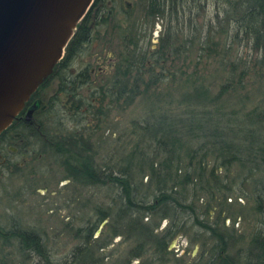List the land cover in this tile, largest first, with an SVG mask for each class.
<instances>
[{"label":"trees","instance_id":"1","mask_svg":"<svg viewBox=\"0 0 264 264\" xmlns=\"http://www.w3.org/2000/svg\"><path fill=\"white\" fill-rule=\"evenodd\" d=\"M138 1L145 17L151 22L167 13L169 23L173 17L179 23L178 12H185L186 9L192 12L202 8L204 2L213 3L215 24L211 21L198 24L197 64L204 57H209V33L223 20L224 35L229 44L244 41L252 53L241 66L235 61L230 62V74L214 94L206 83V77L203 73L199 74L196 67L188 71L190 65H183L185 68L178 70L174 63L181 54H184L185 63L186 53L194 46V38L177 43L169 24L167 33L159 38L156 47L145 52L135 47L137 44L133 37L136 33L133 35L127 30L119 34L124 40V49L110 75L96 85L82 75L70 79L72 62L81 50L86 49L92 37L93 30L89 28L92 10L97 7L103 13L98 15L94 26L109 19L105 11L108 0H93L77 24L62 59L31 95L28 108L36 105L31 114L32 122L22 124L14 121L6 132L18 126L20 151L34 142L40 143L43 151L51 150L60 159L67 177L76 184L110 189L111 205L104 208L95 206L96 222H88L76 229L75 236L82 240L63 259L51 257L40 236L18 227V223L8 228L0 226V241L16 245L18 257L22 258L19 264H30L27 260L32 257L38 258L34 264H105L96 254V248L102 247V244L97 246L92 239L97 225L110 218V222L117 225L111 224L112 235L127 232V237L132 233L136 236V244L129 248L122 264H130L136 259L138 264H172L169 263L168 243L191 221L192 226L207 234L210 240L203 238L201 233L199 237H202L200 243L203 248L198 257L189 263L176 259L173 264H264V0ZM188 40L191 44H186ZM221 57V65L226 69L228 64ZM53 77L58 79V87L41 105L43 89ZM247 77L255 80L249 82ZM165 81H181L183 91L178 98L181 112L171 107L173 102L169 93L156 96L164 104L156 106L152 103L153 108L145 117L133 121L136 140H133L128 153L115 162L110 159L112 164L108 162L99 166L92 154L91 119L98 123L108 115L110 108L127 107L138 96L147 97L151 90L155 91ZM255 81L263 87L257 104L246 112H242L243 107L230 110L227 97L236 95L244 83L255 84ZM88 87L90 98L84 97L81 92ZM63 96L68 106L66 115L64 110L61 112ZM80 113L84 116L81 117ZM39 115L46 116V119L52 115L58 122L76 116L80 126L65 133L58 128L50 134L40 120L35 121ZM11 162L7 160L5 165H14ZM146 176L148 181L144 183L142 179ZM246 181H250L251 191L248 194L254 213L259 216L260 226L245 248L238 247L232 252L230 250L238 239L235 230L228 231L224 226L222 215L227 208L222 203L233 195L237 184ZM237 197L247 195L238 193ZM204 198L208 202L206 210L214 204L219 207L215 210L213 221L201 220L197 214L195 201ZM148 214L158 219L154 222L156 226L160 220L169 219L163 232L157 235L154 228L143 222ZM199 237L196 239L199 240ZM148 241L150 248L145 246ZM149 251L150 258L143 257ZM0 264L12 263L0 258Z\"/></svg>","mask_w":264,"mask_h":264},{"label":"rangeland","instance_id":"2","mask_svg":"<svg viewBox=\"0 0 264 264\" xmlns=\"http://www.w3.org/2000/svg\"><path fill=\"white\" fill-rule=\"evenodd\" d=\"M202 8H197L195 11L178 12L179 23L174 19L169 23L168 14L155 18L153 22L145 17V12L138 0H108L105 8L108 16L105 23L94 26L92 29V37L86 49L76 56L71 64V69H77L89 63V66L95 69L96 82L100 80L101 71H110L105 77L111 74L113 69L110 65V59L119 57L124 49L123 39L119 35L127 30L136 36L137 50L150 51L154 49L162 35H165L170 25L171 34L177 37V43L184 42L186 39L194 38V46L186 53L187 59L184 61V54L174 60L176 67L182 70L183 65H190L191 71L196 67L199 74L206 77V83L212 93H217L219 85L229 76L230 62L235 61L238 66L247 58L249 51L248 46L244 41L229 44V40L225 38L224 20L220 26H216L210 31L209 45L211 51L209 57H204L202 62L198 61V24L206 21L216 22V9L213 3L204 2ZM222 17V16H220ZM185 20V21H184ZM91 22V21H89ZM126 29V30H125ZM189 40L186 44L189 43ZM224 46V47H223ZM226 49V50H225ZM218 54V55H217ZM221 55L225 58L228 66L223 68L220 59ZM229 61V63H228ZM224 62V63H225ZM173 63V62H170ZM196 63V65H195ZM100 68V69H99ZM176 68V69H177ZM180 77V76H179ZM104 78V77H103ZM248 78V77H247ZM248 78L249 82L254 80ZM58 79L54 77L49 81L48 86L43 89L44 105L47 98L52 95L55 87L58 85ZM99 82V81H98ZM181 81L178 83L164 82L151 90L147 97L138 96L135 101L127 107L117 108L112 107L107 116H103L101 121L91 119L89 124V134H91L92 154L96 163L101 166L109 162L113 158L115 162L117 158H122L133 145V140H136L133 121L145 117L150 111L152 103L156 106H162L164 102H159L156 96L161 93L169 95L172 99V108L180 113L181 107L178 98L182 88ZM263 87L255 81V84L244 83V87L236 91V95L227 97L228 108L238 109L243 107L242 112L251 110L261 98ZM90 88L81 90L84 97L90 98ZM169 93V94H168ZM172 94V95H171ZM167 96V98L169 99ZM239 99L241 101H239ZM64 102L61 107V112L64 110L67 113L68 106L66 105L65 96L61 97ZM37 105L40 103L37 102ZM84 116V113H80ZM41 121L42 127L54 134L56 129L62 130V133L78 129L80 126L77 122V117L70 116L69 118L56 121L54 116H37L35 121ZM59 123H62L60 126ZM54 132V133H53ZM130 141V144H127ZM117 151V152H116ZM7 154L5 150L0 156V226L9 227L18 223V227L32 231L40 236L43 246L47 248L51 257L54 259H63L65 255L81 242V238L75 236V231L78 227L84 224L94 223L97 220L95 206L103 208L111 205L110 189L107 187L96 186H81L76 184L71 178L67 177L64 167L60 163V159L52 154V151H46L41 148L40 143L34 142L33 145L9 155L11 163L14 165L6 166L4 160ZM8 155V154H7ZM5 157V159H3ZM109 164H112L111 161ZM233 173H231L232 175ZM143 182L148 181L147 176L143 177ZM250 181L242 184H237L233 195L227 197L226 203H222L227 208L226 213H223L224 226L231 231L235 230V237L238 239L235 242L234 248L230 251H235L236 248H245L253 232L259 228V216L254 213V205L248 193L251 191ZM147 186V185H146ZM144 186V187H146ZM238 193H244L247 197H237ZM206 199L195 201L197 206V214L201 220L213 221L215 210L219 207H208L206 210ZM215 203V202H213ZM155 220V221H154ZM158 219L148 214L143 222L154 228L155 234L163 232L169 224V219L160 220L156 226ZM110 218L105 219L97 225L94 232L92 243L96 244V254L102 258L105 264H122V260L127 258L129 248L136 244V236L124 233L121 235L111 234ZM117 226L116 223H113ZM112 224V225H113ZM202 233V232H201ZM196 226H192L191 221L185 225L184 229L173 237L167 247L169 263L176 262V259H184L187 263L198 257L202 250V234L203 238L210 240L209 236L201 234ZM201 234V238L199 235ZM199 237V240L196 238ZM201 245V246H200ZM150 248L151 243L145 245ZM151 251L143 257L150 258ZM0 258L12 264H19L21 257H18L16 245L14 243L4 244L0 241ZM144 260L145 258H141ZM38 260L37 257H32L27 260V263L34 264ZM178 262V261H177ZM139 260H134L130 264H138Z\"/></svg>","mask_w":264,"mask_h":264},{"label":"water","instance_id":"3","mask_svg":"<svg viewBox=\"0 0 264 264\" xmlns=\"http://www.w3.org/2000/svg\"><path fill=\"white\" fill-rule=\"evenodd\" d=\"M92 2L0 0V133L52 74Z\"/></svg>","mask_w":264,"mask_h":264},{"label":"flooded vegetation","instance_id":"4","mask_svg":"<svg viewBox=\"0 0 264 264\" xmlns=\"http://www.w3.org/2000/svg\"><path fill=\"white\" fill-rule=\"evenodd\" d=\"M99 14L101 16L103 13L97 7L92 10L91 15H90V17H91V22H90V25H89L90 29H94V22L96 21V18H98ZM87 46L85 48H87ZM117 62H118V58L117 57H114V58L110 59V65H111L112 69L117 64ZM110 71H108V70L105 71V68H103V70L101 71V75H98V77L99 76L100 77L101 76L105 77L106 74H108ZM69 73H70V75L68 77L70 79L78 77V76H81V75L84 76V77H89V81L93 85L94 84L96 85L98 81H101L103 79V77H101L100 80H98L97 82H96V80H94V78L96 77V73L97 72H95V69L92 66L91 67L89 66V63L85 64V66L77 68V69H70ZM57 87L58 86L55 87L52 95L55 93ZM30 102H31V97L26 102L24 108L19 112V114L15 117V119L12 122L16 121V123H18V121H19L22 124L23 123L27 124V123H31L32 122L31 121L32 117L26 115V112H27V109H28V105L30 104ZM9 126L0 133V135L4 133L2 136H0V156L2 155L1 152H4L5 150L8 152L7 153L8 155L3 153V155L6 157V159H5V157L3 158V159H5L4 163L7 160L8 161L11 160L9 155L14 154V153H18V150H19L18 149V140H19L18 137L20 136V134L18 133V126H16L15 128H12L11 130L6 132V130L9 128Z\"/></svg>","mask_w":264,"mask_h":264}]
</instances>
